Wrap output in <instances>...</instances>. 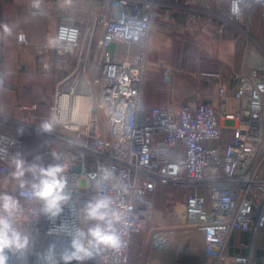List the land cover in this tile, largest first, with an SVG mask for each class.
Instances as JSON below:
<instances>
[{
  "label": "built area",
  "instance_id": "obj_1",
  "mask_svg": "<svg viewBox=\"0 0 264 264\" xmlns=\"http://www.w3.org/2000/svg\"><path fill=\"white\" fill-rule=\"evenodd\" d=\"M227 2L229 20L242 30L254 5L264 9V0H238L240 13L235 16L230 11L233 0ZM80 6L59 16L57 34L62 26L78 30L71 52L31 42L24 28L17 32L18 43L38 53V72L56 80L47 102V119L56 120L52 130L44 132L43 123L32 117L0 113V193L19 199L16 227L29 237L27 248L5 250L7 264H62L60 251L70 243L67 232L84 226L80 209L96 195L102 166L114 173L104 184V194L123 206L126 224L117 227L126 244L120 250L100 249L85 264H128L132 235L157 218L155 198L160 187L168 186L188 192L182 219L202 232L203 253L213 264L219 263L236 230L249 231L255 244L259 233L264 235V63L237 74L233 108L223 86L217 107L196 97L179 105L148 103L149 40L167 8L160 0H101L88 17ZM32 13L38 16L42 10ZM85 30L90 40L69 70ZM48 50L54 54H46ZM164 72H170L164 77L170 86L172 68ZM86 93L93 103L82 121L73 117V108L76 96ZM38 107L37 101L20 105L29 113ZM226 129L232 132L228 140ZM20 158L26 164L66 165V191L73 198L55 221L40 212V203L23 192L30 189L22 190L13 177ZM23 179L31 183L33 177L26 173ZM61 222L63 229L57 227ZM233 264H254V250L237 254Z\"/></svg>",
  "mask_w": 264,
  "mask_h": 264
},
{
  "label": "crops",
  "instance_id": "obj_2",
  "mask_svg": "<svg viewBox=\"0 0 264 264\" xmlns=\"http://www.w3.org/2000/svg\"><path fill=\"white\" fill-rule=\"evenodd\" d=\"M100 1L40 0L39 7H34V0H0V113L14 117H32L34 121L44 123L48 121L49 115L47 102L56 87V80L53 77L38 72L39 55L33 47L18 43V29L24 28L33 43L48 42L50 36L57 35L61 13H74L76 5L83 6V11L87 13L88 4L98 6ZM160 1L167 8V13L151 32L149 56L151 53L152 61L150 62L154 66L158 65L156 59L159 48H162L164 38L172 35V31L192 41L207 42V50L204 54L207 59L192 60L193 68H187L184 73L176 71L171 75L170 86L164 81L165 87L162 88L173 90L171 95L158 93L157 89L146 92L147 102H170L179 105L189 98L196 97L217 107L220 104L219 89L223 86L233 108L237 104L234 98L237 74L247 72L259 63L263 64L264 59L247 43L243 58L245 65L240 68L242 49L243 46L245 47V37L242 35L247 32L229 20L227 0ZM201 2L205 3L204 7L198 6ZM258 8L263 9L261 6ZM35 9H41L42 13L38 16L33 15ZM4 26H7L10 32H6ZM170 26L173 30L169 32ZM247 34L251 36L250 33ZM46 54L53 55L54 51L48 50ZM73 58L74 56L70 58L71 68L76 59ZM200 62L203 67L199 66ZM160 65L163 72L166 67L164 64ZM64 73L65 71L62 74ZM34 101L39 103L34 113L20 108V105ZM231 136V130L226 129L224 140L230 139ZM163 188L170 191L178 189L168 186L160 187L159 191ZM182 205L184 208V203ZM160 210L154 221L147 223L141 231L132 235L128 264H205L207 257L203 253L202 232L183 221L182 211L180 214L175 211L178 214L174 217L172 215L174 211L170 212L162 208ZM197 231L200 232L198 237L201 239V246L192 247L188 240L197 236L193 233ZM263 247V233H259L254 244L249 231L236 230L224 247L218 264H233L237 254L247 253L251 249L254 250V264H261Z\"/></svg>",
  "mask_w": 264,
  "mask_h": 264
},
{
  "label": "clouds",
  "instance_id": "obj_3",
  "mask_svg": "<svg viewBox=\"0 0 264 264\" xmlns=\"http://www.w3.org/2000/svg\"><path fill=\"white\" fill-rule=\"evenodd\" d=\"M39 4L40 0H34V7H39ZM230 11L232 15H239L238 0H233ZM4 29L10 32L7 26H4ZM78 35L76 28L62 26L57 35L48 38V47L61 52H71ZM55 120L53 116L49 121L44 122L41 130L50 132ZM53 157L56 160L59 159L55 153ZM15 169L12 175L20 180L19 187L22 190L26 187L30 189L23 191L25 196L40 203V212L49 221L59 218L73 198V193L66 191L68 187V178L65 175L66 165L61 163H51L47 166L37 163L26 164L25 160L20 158L15 160ZM26 173H30L33 177L31 183L23 179ZM96 175L94 174V178ZM98 177L94 186L96 195L84 202L80 209L81 224L84 226L67 232L70 243L67 248L60 251L59 261H62V264H73V262L85 264L86 261L94 258L100 249L120 250L126 244L122 229L117 227L126 224L123 206L117 205L110 195L104 194V184L114 178V173L108 167L102 166ZM20 207V201L15 196L7 192L0 193V264H7L8 257L5 250L20 251L28 247V235L16 227ZM57 227L63 229V222ZM54 230L50 229V232ZM55 258V251H53V259Z\"/></svg>",
  "mask_w": 264,
  "mask_h": 264
},
{
  "label": "rangeland",
  "instance_id": "obj_4",
  "mask_svg": "<svg viewBox=\"0 0 264 264\" xmlns=\"http://www.w3.org/2000/svg\"><path fill=\"white\" fill-rule=\"evenodd\" d=\"M86 2L89 0H85ZM198 3V6H202L205 3ZM97 6V5H96ZM94 6V7H96ZM259 5H254L250 11L249 18L245 20L244 23H242L243 28L248 31L250 35L247 33L242 35L244 38V45L242 49V60L240 64V68L245 65V60L243 59L245 56V51L244 49L246 48V44L249 43V46L253 47L256 52H258L261 57L264 59V9L258 8ZM88 9L87 10V16L90 17L91 9L93 6L88 4ZM79 8L83 9V6H80ZM256 8V9H255ZM255 9V10H254ZM70 10V9H69ZM254 10V11H252ZM172 26L168 27V31H172ZM172 35L167 36V38H164L165 41H162L163 46L162 48H159L160 51L157 54V61L158 62L156 66L150 62V68H149V73H148V81H147V91L149 92L151 89L158 93H161L163 95H171L173 93V90L168 91L165 87L164 84V77L169 76L170 72H162V67L160 64H164L166 69H169L168 67L172 68V75L176 73V71H181L182 73L187 70V68H193L191 67V61H201L202 59H207L205 58L204 54L206 53L207 50V42H201V41H192L189 40L187 37L183 35H177L174 31L171 32ZM90 40V35L87 30L84 31L83 33V38L81 41V47L78 48L74 54L71 56V58L74 56L76 58L77 54L79 51L84 48L87 43ZM96 40L97 38L95 37L94 41L92 42L93 44V49H92V54H95L96 51ZM151 52V50H150ZM250 52V50H249ZM73 58V59H74ZM150 61H152L151 53L149 56ZM92 63H95V57L92 55ZM74 62V60H73ZM160 65V66H159ZM70 66V64H69ZM199 66H202V62L199 63ZM203 67V66H202ZM71 68V67H68ZM68 70L66 69L65 73L66 74ZM62 74V76L64 75ZM95 76H98L97 71L95 70L93 73ZM237 78V77H236ZM238 82V80H237ZM148 94V93H147ZM156 94V93H155ZM100 98V97H99ZM150 103H154L151 101H148ZM3 189V186H0V190ZM187 191H182V189H171L168 190L167 188H163L159 191L155 198V206H156V211L157 214L160 212L161 208L168 210L170 212L174 211L172 215L174 217L182 211L184 203V199L186 198ZM178 212L177 214L175 213ZM177 220V219H176ZM179 221V220H178ZM196 231V230H195ZM201 232V231H200ZM200 232H193L195 235L194 237H190L188 241L191 242L192 247L194 246H201V239L199 236ZM212 261L207 258L205 264H211ZM213 264V263H212Z\"/></svg>",
  "mask_w": 264,
  "mask_h": 264
},
{
  "label": "bare ground",
  "instance_id": "obj_5",
  "mask_svg": "<svg viewBox=\"0 0 264 264\" xmlns=\"http://www.w3.org/2000/svg\"><path fill=\"white\" fill-rule=\"evenodd\" d=\"M249 33L248 31H246ZM88 89V87H87ZM89 90V89H88ZM93 99L90 93L78 94L75 99L73 108V117L80 120H86L89 115V110L92 106Z\"/></svg>",
  "mask_w": 264,
  "mask_h": 264
},
{
  "label": "water",
  "instance_id": "obj_6",
  "mask_svg": "<svg viewBox=\"0 0 264 264\" xmlns=\"http://www.w3.org/2000/svg\"><path fill=\"white\" fill-rule=\"evenodd\" d=\"M76 169H80V166L78 165V166H76ZM40 264H45V261H41V263ZM73 264H74V262H73Z\"/></svg>",
  "mask_w": 264,
  "mask_h": 264
}]
</instances>
